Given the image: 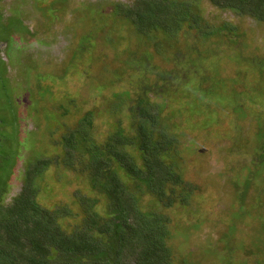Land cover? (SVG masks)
Here are the masks:
<instances>
[{
    "label": "rangeland",
    "instance_id": "374dc122",
    "mask_svg": "<svg viewBox=\"0 0 264 264\" xmlns=\"http://www.w3.org/2000/svg\"><path fill=\"white\" fill-rule=\"evenodd\" d=\"M135 1L0 0V150L16 148L1 200L20 190L30 162L48 156L34 179L37 200L66 205L62 226L81 220L76 190L97 195L104 214L81 161L66 163L54 140L86 111L98 138L118 122L130 130L124 108L110 111L126 91L128 101L160 103L176 145L169 163L194 188L187 207H167L123 174L141 208L168 215L169 264H264V20L211 0H168L186 16L180 28L144 33L126 18ZM82 136L74 154H85Z\"/></svg>",
    "mask_w": 264,
    "mask_h": 264
},
{
    "label": "trees",
    "instance_id": "16d2710c",
    "mask_svg": "<svg viewBox=\"0 0 264 264\" xmlns=\"http://www.w3.org/2000/svg\"><path fill=\"white\" fill-rule=\"evenodd\" d=\"M211 2L264 20V0ZM171 5L168 0H136L126 8V18L140 32L160 27L166 33L170 30L175 33L186 16L181 15L182 11L179 12L175 4L173 8ZM184 8L185 15H189L191 8L186 4ZM203 33L208 34V30ZM90 35H86V39L91 40ZM119 96L121 101L113 103L110 111L124 108L128 125L132 124L130 130L115 120L118 123L98 138L95 131L91 132L95 116L86 111L77 125L65 130L69 137L62 139L58 134L54 140L62 144L66 163L73 160L74 155L78 163L81 161L91 187L105 198L104 214L94 208L99 200L97 195L76 190L75 199L82 204L81 220L74 222L71 230L63 227L60 218L70 215L66 205L56 201L49 207L37 200L43 187L34 179L51 161L50 157L41 156L39 161L28 164L21 188L11 199L3 201L0 196V264H169L168 215L141 208L135 192L123 182V174L167 207L172 204L187 207L188 195L191 196L194 188L187 185L189 181L177 169V163H169L176 145L172 142L173 132L168 133L161 122L160 103L148 107L149 99L143 96H134L132 103L131 99L127 100L126 91ZM99 113L100 110L95 115ZM86 131L89 139L85 154H74V150L79 149L73 137H83ZM16 136L4 138L15 141ZM15 149L13 146L9 151L0 150V195L16 157Z\"/></svg>",
    "mask_w": 264,
    "mask_h": 264
}]
</instances>
